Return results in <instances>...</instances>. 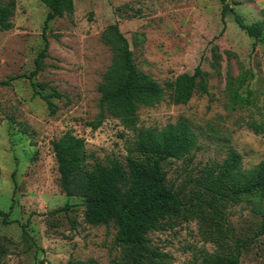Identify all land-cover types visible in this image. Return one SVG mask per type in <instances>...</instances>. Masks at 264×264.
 <instances>
[{"label":"rangeland","instance_id":"374dc122","mask_svg":"<svg viewBox=\"0 0 264 264\" xmlns=\"http://www.w3.org/2000/svg\"><path fill=\"white\" fill-rule=\"evenodd\" d=\"M225 3L230 9L223 15L222 0H60L45 31L49 56L31 79L55 0H16L12 28L0 30V210L9 214L7 223L0 214V264H111L120 254L117 228L88 223L86 199L61 187L52 141L68 131L85 139L91 164H108L126 161L141 128L186 121L198 135L197 147L185 158L165 161L164 168L169 185L189 204L197 200L201 169L224 162L231 150L241 154L243 169L264 161V30L257 39L235 19L262 20L264 0ZM112 24L127 38L139 69L164 84L201 65L208 92L195 93L187 104L166 95L141 106L135 127L107 114L92 129L88 123L102 111L98 86L114 56L102 39ZM240 75L245 81L239 91L251 99L235 106ZM228 212L236 234L251 238L260 223L252 205L240 201ZM150 238L168 264H187L216 250L190 212ZM241 261L264 264V235L243 249Z\"/></svg>","mask_w":264,"mask_h":264},{"label":"trees","instance_id":"16d2710c","mask_svg":"<svg viewBox=\"0 0 264 264\" xmlns=\"http://www.w3.org/2000/svg\"><path fill=\"white\" fill-rule=\"evenodd\" d=\"M224 2L223 15L230 9ZM60 0L49 11L44 23V48L40 51L36 67L29 78L43 68V59L49 56V41L45 31L50 20L58 14ZM16 0H0V30L12 28L11 17L15 14ZM232 11V10H230ZM264 15V8L262 10ZM240 27L250 36L260 38L264 30V18L245 23L235 14ZM103 41L114 51L112 63L98 86L100 92L99 116L88 123L97 129L109 114L126 127H135L139 121L141 106L163 101L168 95L175 104H187L195 93L208 92L207 72L198 65L193 73H183L164 84L138 68L129 42L118 24L107 27ZM220 56L215 55V67ZM233 88L234 105L246 104L251 96H243L239 89L245 78L240 75ZM61 96L60 93H56ZM52 110L54 104L43 95ZM258 129V124H251ZM139 140L125 162L114 159L108 164L89 162L86 141L71 131L52 141L59 164L61 187L67 195L86 199L85 220L93 225H111L117 228L116 244L120 254L111 264H168L151 246L150 233L160 230L172 220L187 217L190 212L199 220L200 231L216 250H204L200 260L187 264H244L242 252L251 241L264 235V161L243 169L242 156L234 150L224 162H215L201 169L196 178L197 189L194 203H187L180 192L169 185L164 162L182 159L197 147L198 135L186 123L178 121L161 129L141 128ZM191 158V156L189 157ZM246 201L252 211L260 216L258 229L251 238H241L230 222L228 206ZM4 222L8 213L0 210ZM75 264H95L94 260Z\"/></svg>","mask_w":264,"mask_h":264}]
</instances>
